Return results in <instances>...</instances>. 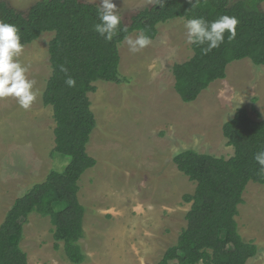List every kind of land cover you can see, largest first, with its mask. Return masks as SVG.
Here are the masks:
<instances>
[{"label":"rangeland","instance_id":"rangeland-1","mask_svg":"<svg viewBox=\"0 0 264 264\" xmlns=\"http://www.w3.org/2000/svg\"><path fill=\"white\" fill-rule=\"evenodd\" d=\"M3 1L27 14L42 0ZM80 1L100 4V0ZM113 2L128 26L156 0ZM261 9L264 12V3ZM184 22L159 24L157 38L136 53L124 41L123 82H97V91L89 94L97 126L88 154L97 165L79 182L80 202L86 208L85 237L80 241L87 256L83 264H158L187 227L191 205L183 197L196 190V184L178 170L175 156L194 149L230 159L234 149L223 135L224 124L241 108L255 120L264 114V66L249 59L231 63L226 78L211 84L197 101L181 100L173 67L193 56ZM53 38L54 33H44L24 46L18 57L28 67L27 77L35 81L37 99L31 108H20L13 98L0 100V226L16 199L70 163V157L54 150L53 110L43 103L52 75ZM243 199L237 217L240 233L259 248L248 264H264V185L250 183ZM21 246L29 264H72L63 244L55 241L49 217L36 213L29 217Z\"/></svg>","mask_w":264,"mask_h":264},{"label":"trees","instance_id":"trees-1","mask_svg":"<svg viewBox=\"0 0 264 264\" xmlns=\"http://www.w3.org/2000/svg\"><path fill=\"white\" fill-rule=\"evenodd\" d=\"M195 2V0H193ZM264 0H200L192 8L188 0H156L133 17L130 25L121 20L120 29L111 42L94 30L99 23V5L80 0H42L23 14L0 0V21L20 29L21 43L31 45L44 33H54L49 45L52 75L43 94V103L53 110L56 124L55 152L70 157L63 172L52 171L45 182L36 184L16 199L0 226V264H29L22 249L25 224L36 213L49 217L54 238L63 244L66 258L72 264L87 260L80 241L85 237L86 208L80 202L79 182L97 165L88 154V145L96 129L90 93L95 83L121 84L120 45L135 32L155 40L158 25L174 19L203 17L214 21L222 15L235 16L239 23L236 37L225 41L207 55L192 45L193 56L175 64V89L184 103L197 101L217 80L225 79L228 66L249 59L264 66ZM75 79V87L65 83L66 75ZM223 135L234 149L230 159L185 150L174 158L178 170L196 184L194 194L183 197L191 205L187 227L176 245L170 247L158 264H248L259 248L241 236L237 217L250 183L264 185L254 156L264 151V114L261 120L251 117L248 109H239L223 126Z\"/></svg>","mask_w":264,"mask_h":264},{"label":"clouds","instance_id":"clouds-1","mask_svg":"<svg viewBox=\"0 0 264 264\" xmlns=\"http://www.w3.org/2000/svg\"><path fill=\"white\" fill-rule=\"evenodd\" d=\"M192 8L199 5L200 0H188ZM161 7L164 0H159ZM99 23L94 25V30L106 41L111 42L120 29L121 18L117 14V7L113 0H100L97 9ZM239 21L235 16L222 15L214 21H206L203 17L188 18L184 22L186 30V42L189 45L204 46L201 52L207 55L213 49H218L225 41L227 33L228 40L232 41L236 37V27ZM125 43L129 46V51L136 53L146 48L152 43L151 37L140 33L135 39L125 37ZM24 49L21 43L20 29L12 23L0 21V100L13 98L18 106L24 110H29L37 99V92L34 90L35 81L27 77L28 67L22 65L18 59ZM60 71L65 73V83L68 87H75L76 81L68 76V69L63 65ZM260 168L258 175L264 177V151L258 152L254 156Z\"/></svg>","mask_w":264,"mask_h":264}]
</instances>
